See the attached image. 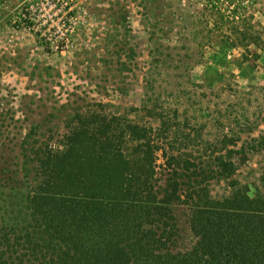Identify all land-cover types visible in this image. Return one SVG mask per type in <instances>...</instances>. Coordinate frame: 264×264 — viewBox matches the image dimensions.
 I'll list each match as a JSON object with an SVG mask.
<instances>
[{
  "label": "rangeland",
  "instance_id": "1",
  "mask_svg": "<svg viewBox=\"0 0 264 264\" xmlns=\"http://www.w3.org/2000/svg\"><path fill=\"white\" fill-rule=\"evenodd\" d=\"M209 2L0 0V174L9 167L0 190L8 205L36 185L23 145L61 148L70 119L96 109L157 127L161 116L177 122L175 148L210 163L224 138H236L248 152L238 179L260 185L264 50H229L227 64H215L228 44L204 11ZM245 6L264 41V1Z\"/></svg>",
  "mask_w": 264,
  "mask_h": 264
},
{
  "label": "trees",
  "instance_id": "2",
  "mask_svg": "<svg viewBox=\"0 0 264 264\" xmlns=\"http://www.w3.org/2000/svg\"><path fill=\"white\" fill-rule=\"evenodd\" d=\"M209 1L228 44L215 64L229 50H264L249 0ZM70 121L61 148L24 142L36 182L27 198L8 205L0 190V264H264V168L260 185L238 179L239 140L224 138L210 163L175 148L180 128L162 116L158 127L98 109Z\"/></svg>",
  "mask_w": 264,
  "mask_h": 264
}]
</instances>
